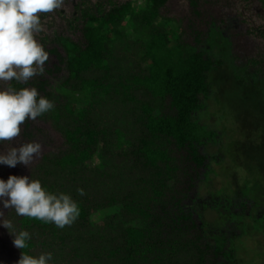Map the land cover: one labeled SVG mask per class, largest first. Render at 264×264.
<instances>
[{
  "label": "trees",
  "instance_id": "16d2710c",
  "mask_svg": "<svg viewBox=\"0 0 264 264\" xmlns=\"http://www.w3.org/2000/svg\"><path fill=\"white\" fill-rule=\"evenodd\" d=\"M164 3L165 0L146 2L143 10L133 14L128 9L130 1L121 5L110 3L104 12V3L91 7L82 2L81 7L87 4V8L80 7V21L95 26L82 29L80 46L63 44L65 60L57 59L67 72L58 86L60 92L56 90L63 103H53L56 107L47 116L52 129L62 138L63 150L42 163L35 179L50 191L48 179L54 171L58 175L64 171L70 177L64 183L70 190L63 187L61 191L71 194L77 202L80 214L73 224L80 227L90 224L87 207L92 203L91 192L109 193V209L118 202L117 213L99 211L106 212L99 221L100 231L91 232L90 228L89 237L80 239L95 242V247L86 244L92 263L229 264L234 259L233 238L219 233L208 237L210 231L202 219V211L209 207L215 213L225 214L222 223L213 226L234 229L235 221L242 216L228 210L231 202L220 196L225 189H220L215 199L193 205L199 185L212 175L210 163L216 161L205 148L217 139L218 133L205 131L197 116L211 97L208 75L218 72L221 61L211 60L201 51L200 33L191 31L196 47L189 46L180 41V30L174 21L161 19L154 24ZM97 5L99 13L95 10ZM125 18L134 23L138 40H128L120 30ZM73 21H77V16ZM164 21L172 24L170 30L165 29ZM100 26L110 29L103 32ZM169 35L173 40H168ZM262 36L259 33L255 38L264 39ZM122 40L128 42L121 47ZM207 40L204 39L206 48ZM252 44L255 53L261 50L262 44L256 40ZM132 47L134 60L114 65L118 61L113 54L128 53ZM258 53L257 58L241 64L250 67V75L264 86V49ZM146 62L147 67L140 69V64ZM54 70L57 72L56 67ZM237 81L245 91L256 87L245 77H238ZM31 84L12 80L5 88L19 90ZM34 85L41 97L51 99L43 92L41 82ZM107 102L110 107L118 103L114 114L118 127L111 128L112 135H108V128H103L95 112ZM91 160L95 164L88 168L86 164ZM47 165L49 168L43 171ZM78 189L85 194L80 195ZM18 223L23 230L49 229L51 236L62 244L52 223L24 216H19ZM27 244L22 250L18 248L20 255H29L33 249L29 240ZM84 256L75 249L71 255L78 259Z\"/></svg>",
  "mask_w": 264,
  "mask_h": 264
},
{
  "label": "rangeland",
  "instance_id": "374dc122",
  "mask_svg": "<svg viewBox=\"0 0 264 264\" xmlns=\"http://www.w3.org/2000/svg\"><path fill=\"white\" fill-rule=\"evenodd\" d=\"M80 1L82 0H64V5L60 9L50 14H42L43 31L36 36V39L47 51L49 60L44 65L43 75H36L31 78L28 82L30 84L32 82V84L27 88L37 90L34 84L41 82L43 92L51 96V99L48 100L52 103H59V105L63 103V98L58 97L59 94L57 95L58 86L67 74L64 66L57 62L58 58L65 60L62 45L70 42L78 43L80 46L82 29L95 26L88 21L81 22L80 19L76 25L73 22ZM96 1H100L99 3L107 1L114 5H121L130 1L128 9L133 14H138L143 10L146 2H154V0H84L83 2L95 4ZM110 3L102 7L103 12L109 8ZM233 4L234 0H165L163 6L157 11L154 24H157L161 19L174 21L180 30V41L189 46L196 47L191 31L200 33L199 43L201 44L199 46L201 51H205L206 56L211 60L219 59L221 61L218 72L208 75V82L212 91L211 97L197 116L205 131L218 133L217 139L208 143L205 148V152L213 155L216 161L210 163L212 175L209 176L210 178L206 176L203 183L199 185L196 194L197 199L193 201L195 203L193 205L198 206L212 197L215 199L219 190L225 189L226 192L220 196L231 202L228 210L232 211V215L242 216V218L238 222L235 221L234 229L231 231L228 230L229 228L227 230L222 227L216 228L212 224L222 223L225 214L222 212L215 213L208 209L209 207L204 209L202 219L206 223V229L210 231L208 237L219 233L223 237L233 238L231 248L234 252V259L229 264H264V115H262L264 113V86L257 83L254 76L250 75L253 73L250 67L247 69L241 64L245 60L257 58L260 55L258 52H261L262 48L264 49V39L255 38L253 33L259 35L260 31L251 29L250 32L248 27L247 35L244 34L243 30L234 34L229 33L230 23L225 20V15L219 17V10L223 9L224 5L230 8ZM86 5L81 8L86 9ZM238 5L231 6L232 13H238ZM95 10L98 13L101 11L99 6ZM243 14L251 16L247 8L244 9ZM164 22L166 23L165 29L170 30L172 24L167 21ZM73 24L75 25L74 29H72ZM133 27L134 23L128 18H125L121 28L119 27L130 41L139 39L137 31ZM108 29L110 26H100V30L103 32H107ZM244 36L247 39L242 38ZM238 37L241 39H237ZM204 39H208V48L204 46ZM168 40H173L170 35ZM255 40L262 44L261 50L256 48L257 53L253 50L255 46L252 49L253 44H250L251 41L255 42ZM125 42L128 41H121V47ZM171 44L173 45V43ZM64 47L66 48V45ZM132 49L133 47L128 49V53L126 51L125 53H114V58L118 61L114 65L132 60V53H134ZM147 65V62L142 63L139 68L145 69ZM54 67L57 68V72ZM233 72L235 73L233 74ZM236 77L240 79L245 77L246 81L248 79V83L255 84L256 87L252 89L248 87V91H245V88L240 87L241 83L237 81ZM5 86L6 83L0 82V90H3ZM254 91L259 94H254ZM53 105L54 107L49 112L35 120L27 119L25 121L27 126L21 125L20 135L15 140L0 142V154L6 153L11 147H18L28 142H38L42 145L40 154L35 156L28 166L21 163L15 167L0 164V179L7 181L12 175L35 179V174H37L42 163L49 161L55 154L63 150L62 138L48 122L47 114L53 112L56 107L55 104ZM117 106V102L112 107L107 102L105 107L95 110L102 120L103 128H108V135L114 134L111 128L117 126L114 116ZM122 107L124 106L122 105ZM97 150H100L99 147ZM94 164L95 162L91 160L86 165L91 168ZM43 168L45 171L49 166ZM61 176L65 179L62 180ZM49 178L51 180L48 179V181H51L50 184L52 185L49 192L59 194L64 193L61 191L63 187L69 189L64 183L70 177L64 171H61L60 175L54 171ZM206 182L208 185H205ZM91 193L92 199L90 200L92 203L87 207L90 211V224L82 227L79 224H72L63 229L54 225L55 232L62 239V244L51 236L49 229H47L48 232L40 231L39 228L21 229L18 223L19 216L15 209L4 208L3 200L0 199V211L3 212V217H0V220H9L12 224V228L9 230L0 223V264H18L21 255L14 244V234L20 231L28 232L29 241L34 245L33 249L29 251V255L38 257L40 254H52V259L48 264H96L92 263L94 260L89 259L90 255L87 256L86 245L95 247V242L92 240L81 242L80 239L89 237L88 230L90 228L91 232L100 231L99 228H102V225L99 221L103 213L108 210L117 213L120 211V206L116 202L109 209L107 205L109 199L107 194L109 193L103 190L98 194H93L96 191ZM69 195L73 198L71 194ZM252 204L254 205L251 207ZM103 210H105L103 213L99 212ZM247 212L250 214L249 216L246 215ZM225 217L229 218V215ZM132 225L135 226L136 223ZM228 246L230 248V244ZM74 249L86 257L72 258Z\"/></svg>",
  "mask_w": 264,
  "mask_h": 264
},
{
  "label": "clouds",
  "instance_id": "9594fccd",
  "mask_svg": "<svg viewBox=\"0 0 264 264\" xmlns=\"http://www.w3.org/2000/svg\"><path fill=\"white\" fill-rule=\"evenodd\" d=\"M63 5L64 0H0V82L26 83L36 75H43L49 55L36 39L43 31L41 15L53 13ZM53 107V103L41 97L35 88L17 90L8 86L0 90V142L15 140L27 119L35 120ZM41 149L38 142L11 147L0 154V164L28 166ZM77 191L85 194L83 189ZM0 199L4 208H14L18 216L52 223L60 229L71 226L80 214L77 202L69 194L51 193L39 180L27 176L12 175L7 181L0 179ZM0 217H3L2 211ZM0 223L9 230L12 228L9 220H0ZM14 235L17 248L22 250L28 246V232ZM51 259V253L36 257L22 252L18 264H48Z\"/></svg>",
  "mask_w": 264,
  "mask_h": 264
},
{
  "label": "flooded vegetation",
  "instance_id": "af4514ba",
  "mask_svg": "<svg viewBox=\"0 0 264 264\" xmlns=\"http://www.w3.org/2000/svg\"><path fill=\"white\" fill-rule=\"evenodd\" d=\"M83 1L84 0L79 2L78 4L79 6L77 9V15L76 14L74 15V17L77 16V21H73L75 25L79 21V10H80V7ZM96 2L100 5L103 3L108 4L107 1H104L102 3H99L100 1L99 2L96 1ZM235 4H239L238 13L240 15L236 12L235 13L231 12V6H234ZM90 6L94 7V4H90ZM231 6L230 8H228L224 5L223 6L224 8L219 10V17L221 15H225L226 16L225 20H227V22L230 23V27L228 28L229 32H232L234 34V33H238V31L240 32L243 30L244 34H246L248 28H250L249 29L250 31H252L251 29H255V30L258 29L260 31V34H263L262 37L264 38V0H234V4ZM245 8H247V11H249L251 16L249 15L247 16L243 14ZM66 24H69V23H66ZM75 25L74 24L72 25V29H74ZM253 34L257 35L256 33H253ZM250 44H252V42Z\"/></svg>",
  "mask_w": 264,
  "mask_h": 264
}]
</instances>
